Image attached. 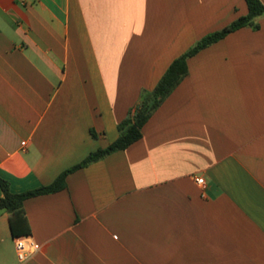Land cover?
Here are the masks:
<instances>
[{
  "label": "crops",
  "instance_id": "1",
  "mask_svg": "<svg viewBox=\"0 0 264 264\" xmlns=\"http://www.w3.org/2000/svg\"><path fill=\"white\" fill-rule=\"evenodd\" d=\"M248 13L246 0H0V178L14 194L52 185L118 140L174 60ZM257 22L188 60L140 141L25 202L38 247L25 263L0 210V264H264Z\"/></svg>",
  "mask_w": 264,
  "mask_h": 264
},
{
  "label": "trees",
  "instance_id": "2",
  "mask_svg": "<svg viewBox=\"0 0 264 264\" xmlns=\"http://www.w3.org/2000/svg\"><path fill=\"white\" fill-rule=\"evenodd\" d=\"M246 2L249 9L247 16L240 17L223 30L203 38L184 55L174 60L152 91L144 90L142 92L137 106L120 123L118 127L119 138L115 143L105 149H99L92 153L82 163L64 172L52 185L47 187L21 194H14L10 191L8 182L0 178V186L4 192V198L0 200V210H6L10 214V226L15 237L30 235V228L24 208L27 200L65 190L67 187V178L70 174L84 169L113 153L126 150L143 138V129L146 124L188 76V60L190 58L195 57L201 51L243 28L260 29L257 19L264 16V3L261 0H246Z\"/></svg>",
  "mask_w": 264,
  "mask_h": 264
},
{
  "label": "built area",
  "instance_id": "3",
  "mask_svg": "<svg viewBox=\"0 0 264 264\" xmlns=\"http://www.w3.org/2000/svg\"><path fill=\"white\" fill-rule=\"evenodd\" d=\"M196 182L202 187L206 186V181L203 177H197ZM16 250L20 263H25L37 252L38 247L31 237L23 236L16 238Z\"/></svg>",
  "mask_w": 264,
  "mask_h": 264
}]
</instances>
